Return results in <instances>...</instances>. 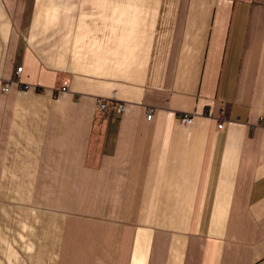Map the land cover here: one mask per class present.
Listing matches in <instances>:
<instances>
[{"label": "crops", "instance_id": "obj_1", "mask_svg": "<svg viewBox=\"0 0 264 264\" xmlns=\"http://www.w3.org/2000/svg\"><path fill=\"white\" fill-rule=\"evenodd\" d=\"M0 79V264H264V0H0Z\"/></svg>", "mask_w": 264, "mask_h": 264}, {"label": "built area", "instance_id": "obj_2", "mask_svg": "<svg viewBox=\"0 0 264 264\" xmlns=\"http://www.w3.org/2000/svg\"><path fill=\"white\" fill-rule=\"evenodd\" d=\"M23 68L20 67L17 69L16 74L18 77H20V74L22 73ZM20 82V81H19ZM13 84L12 81L9 80H1L0 79V92L3 94H7L10 92ZM20 84V83H19ZM27 88V87H26ZM69 92V83L67 81L63 82L61 88L57 91V94H66ZM97 107L100 112H106L108 110L115 111L117 113H122L124 111V104L117 103V104H110L108 101L105 100H97ZM154 115V109L150 108L147 111V119L151 120ZM263 120V119H262ZM195 121V115L194 114H181L179 117V122L182 126H190ZM223 128V124L219 125V129Z\"/></svg>", "mask_w": 264, "mask_h": 264}]
</instances>
